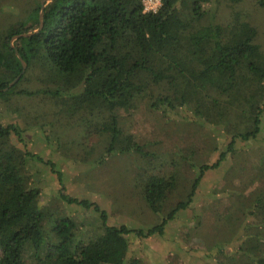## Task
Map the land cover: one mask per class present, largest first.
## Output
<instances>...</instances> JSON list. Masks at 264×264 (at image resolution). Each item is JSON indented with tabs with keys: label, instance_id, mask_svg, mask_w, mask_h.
Here are the masks:
<instances>
[{
	"label": "trees",
	"instance_id": "trees-1",
	"mask_svg": "<svg viewBox=\"0 0 264 264\" xmlns=\"http://www.w3.org/2000/svg\"><path fill=\"white\" fill-rule=\"evenodd\" d=\"M212 3L161 0L153 12L144 10L143 0H50L39 28L40 1L32 0L25 18L0 28V99L38 98L43 104L35 114L42 117L40 124H59L66 117L68 123L85 125L81 137L98 135L107 155L133 150L156 158L119 124L120 113H133L142 100L151 109L164 107L174 114L177 108L188 109L205 125L221 126L229 137L224 149L213 148L214 162L172 160L168 174H151L141 193L159 221L129 228L109 225L107 213L95 202L65 194L55 163L22 147L24 128L16 120L0 122V264H143L128 255L130 235L161 236L176 213L191 204L205 172L219 167L228 153L234 158L241 152L237 141L257 137L264 113V66L255 64L257 47L250 36H224L209 9ZM15 51L26 68L4 91L22 72ZM30 83L37 85L31 88ZM85 151L87 160L93 149ZM178 164L188 167L193 178L184 197L167 208L178 186ZM36 165L56 173L60 200L98 215L100 234L83 238V227L73 216L55 217L42 205ZM254 175L263 180L256 179L248 204L235 207L243 228L236 230L239 264H264V168Z\"/></svg>",
	"mask_w": 264,
	"mask_h": 264
},
{
	"label": "rangeland",
	"instance_id": "rangeland-1",
	"mask_svg": "<svg viewBox=\"0 0 264 264\" xmlns=\"http://www.w3.org/2000/svg\"><path fill=\"white\" fill-rule=\"evenodd\" d=\"M29 2L32 0H0V28L25 18L31 8ZM209 9L226 38L229 32L235 33L234 39L251 37L257 47L254 63L264 66V5L259 0H213ZM29 85L33 88L37 84ZM37 100L24 96L0 99V122L16 120L24 128L22 147L52 160L62 174L63 192L98 204L107 213L109 225L145 228L158 223V215L143 201L142 183L153 173L168 174L173 170L172 160L214 162L217 151L224 149L229 140L221 126L205 125L188 109L177 108L174 114L164 107L151 109L140 100L133 113H120L119 124L135 136L144 151H155L156 158H144L133 150L107 155L98 135L81 137L86 127L76 120L68 123L62 117L56 124L53 116V124H40L42 117L35 118V114L41 112L43 104ZM14 142L21 146L15 138ZM214 147L217 151H212ZM86 148L93 149V153L84 160ZM236 148L241 152L234 158L228 153L219 167L205 172L191 204L176 213L161 236L130 235L128 255L143 264H239L235 251L240 235L236 230L243 228L237 222L240 210L236 208L245 205L242 202L249 203L256 179L258 183L263 180L253 174L257 168H264V155L259 152L264 150V113L257 137L248 142L237 141ZM33 169L43 190L41 203L51 208L48 211L53 216H73L83 227V238H93L103 231L96 213L58 198L60 186L49 166L36 165ZM176 171L178 186L165 204L167 208L184 197L193 178V172L183 164H178Z\"/></svg>",
	"mask_w": 264,
	"mask_h": 264
},
{
	"label": "water",
	"instance_id": "water-1",
	"mask_svg": "<svg viewBox=\"0 0 264 264\" xmlns=\"http://www.w3.org/2000/svg\"><path fill=\"white\" fill-rule=\"evenodd\" d=\"M48 1H50V0H41V2H40L39 28L42 26L43 8L45 6V3L48 2ZM16 37H13V39L16 38ZM15 53H16V56L18 57V59L20 60V62L22 64V72L8 84V87H6V88L3 89L4 91H6L9 87H11L13 84L16 83V81L19 79V77L21 76V74L24 72V70L26 68V63L22 60V58L20 57V55L18 54V52L15 51Z\"/></svg>",
	"mask_w": 264,
	"mask_h": 264
},
{
	"label": "built area",
	"instance_id": "built-area-1",
	"mask_svg": "<svg viewBox=\"0 0 264 264\" xmlns=\"http://www.w3.org/2000/svg\"><path fill=\"white\" fill-rule=\"evenodd\" d=\"M161 4V0H143L145 11H156Z\"/></svg>",
	"mask_w": 264,
	"mask_h": 264
}]
</instances>
